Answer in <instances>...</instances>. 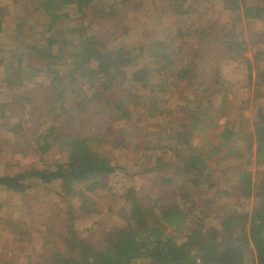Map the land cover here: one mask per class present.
Returning <instances> with one entry per match:
<instances>
[{
	"label": "trees",
	"instance_id": "obj_1",
	"mask_svg": "<svg viewBox=\"0 0 264 264\" xmlns=\"http://www.w3.org/2000/svg\"><path fill=\"white\" fill-rule=\"evenodd\" d=\"M96 1L28 0L26 10L17 15L18 21L8 33L4 26L11 12L6 4L0 7V38L8 37L6 42L10 46L7 55L0 45V133L16 135L21 146L35 154L49 152L56 145L65 157V161L45 163L43 168L30 166L13 175H0V190L23 196L35 185L49 188L58 182V197L82 202L76 208L66 202L71 218L65 221L63 231L56 232L54 226H49L56 232L55 244L59 246L53 245V231L47 226L43 242L52 247L50 256L41 259L40 264H264V186L260 193L256 191V202L250 210L241 208L240 198L246 200L254 196L250 171L232 165L230 168L236 171L231 175L234 186L220 191L210 168L217 169L208 165L209 152L192 144L195 131L225 115V100L215 114L211 113L223 91L218 69L210 79L205 77L204 80L175 45L179 38L195 36L197 44H215L227 61L249 62L243 54L244 41L236 35V24L210 25L191 33L178 29L169 41L157 39L143 45L113 47L111 42L88 31L87 22L82 18ZM119 1L110 0L111 6L104 12L108 15L116 12ZM178 1L181 2L174 0ZM231 2L235 5L238 22L259 18L264 11V0ZM74 16L80 20L78 27L63 24L72 21ZM179 46H183L181 41ZM156 47L166 51L162 58L156 50L152 54V48ZM146 48L150 67H143ZM262 54L257 52L252 59ZM41 75L43 79H37ZM133 78L146 90L142 99H134L133 86L127 88L126 95L121 94L125 91L123 85ZM167 82L174 86L180 82L185 91L190 90L191 93H184L188 102L181 111L189 120L175 124L169 120L172 140L166 141L165 135H161L153 145L146 141L143 150L154 151L146 171L154 174L158 185L168 189L164 195L153 198L150 193L144 196L127 188L124 206L119 211L120 223L100 231L97 247L75 230L73 214L78 212L77 216L82 217L99 213L97 207L88 205L89 193L104 187L115 167L100 152V126L87 124L81 118L92 110L95 114L108 112L116 121L128 119L133 114L127 109L130 100H134L135 108L143 105L149 116L154 115L153 111H161L170 117L174 112L161 108L164 101L155 97L166 88ZM258 83L256 81L254 86ZM117 84L118 89L113 90L117 100H113L107 88ZM146 100L151 102L149 106L144 105ZM254 103L257 107L247 140L250 147L254 143L255 163L261 164L264 163V106L259 101ZM11 108L19 110L17 119L10 116ZM76 121L79 122L73 125ZM220 127L214 138L221 143L213 148L215 150L238 135V130L230 127L227 120ZM227 151L231 155V149ZM18 153L23 155L24 151ZM237 154L241 156L240 152ZM223 195L236 201L220 211L215 197ZM0 224L19 242L29 234L24 222L8 216L0 214ZM184 232L185 238L180 240ZM15 261L39 264L10 259L0 251V264H17Z\"/></svg>",
	"mask_w": 264,
	"mask_h": 264
},
{
	"label": "rangeland",
	"instance_id": "obj_2",
	"mask_svg": "<svg viewBox=\"0 0 264 264\" xmlns=\"http://www.w3.org/2000/svg\"><path fill=\"white\" fill-rule=\"evenodd\" d=\"M109 1L97 0L91 8L86 9L82 18L87 22L85 25L89 27L88 31L102 37L107 43L111 42L113 47L116 45L132 47L151 43L157 39L169 41L175 36L178 29L184 33H191L210 25L217 27L228 22L236 24L238 33L236 35L244 41L246 50L243 51V54L249 59V62L245 60L227 61L220 55L215 44L209 42L208 44H197L195 36L179 38L175 41V45L180 55L196 68V73L199 77L203 76L204 80L205 77L210 79L213 71L218 69V79L223 86V91H220L221 100L217 99L214 102L211 113L215 114L222 100H225V115L211 121L199 131H195L192 144L204 152H209L208 155L211 159L208 161V165L217 169L215 171L210 168L214 172L211 173L220 191L223 188L230 190L234 186L231 175L236 171L230 168L232 165L250 171L252 182L255 185L254 196L246 200L241 198L238 200L242 205L241 208L250 210L256 202V191L264 186V163H255L254 143L250 147V142L247 140V133L252 132V117L255 106L257 107V103H252L259 101V104L264 106V54L256 60L252 59V56L257 52L264 53V11L259 18L238 22L236 20L237 11L232 0H181L178 3H175L174 0H126L127 2L124 4L118 0V10L108 15L104 10L111 6L112 3ZM249 1L257 3L260 0ZM239 2L240 0H237V3ZM27 3L28 0H0V7L6 4L11 12V16L6 18L4 26L7 33L18 21L17 15L26 10ZM126 5L128 6L124 9ZM77 16H74L72 21H66L63 24L78 27L80 20L76 18ZM2 36L0 45L8 55L10 46L6 41L9 39L5 35ZM180 41L183 46H179ZM152 49V54L155 50L158 51L159 58H162L166 53L163 47ZM167 52L170 51L167 50ZM146 54H148L147 48L143 55V67H150V59H147ZM37 79H43V76L41 75ZM136 81V78H133L129 83L124 84L125 91L121 94H125L127 88L130 86L132 89L133 86L131 94H134V99H142L146 90L140 88L139 82ZM256 81L259 82L258 85H255L258 89L254 86ZM210 83L214 82L210 81ZM175 85L165 83L164 87L166 88H163L161 94L155 96L164 101V106L161 108L171 109L174 112L170 117H166L161 111H153L154 115L149 116L143 105L135 108L132 105L134 100H130L127 109L133 114L128 119L116 121L108 112L95 114L92 113V110L90 114L81 118L87 124L100 126L102 135L100 152L107 156L115 167V170L108 175L105 186L89 193L90 203L88 205L97 207L99 213L82 217L77 216L78 212L73 214L75 230L91 244L98 247L100 231L120 223L119 211L124 206L123 200L127 188L144 196L150 193L153 198L164 195L163 192L168 189L167 186L158 185L154 174L146 171V167L152 163L151 156L154 151L143 150V148L146 141H148V145H153L154 141H157V137L161 135H165L166 141L172 140L173 134L170 133L167 124L169 120L174 124L189 120L186 114H182L181 111L187 106L186 94L190 90L185 91L180 82ZM117 87L118 84L107 88L109 89L108 94L113 97V100H117L116 94H113L115 93L113 90H117ZM217 89L219 90V88ZM150 104L151 102L144 101V105L149 106ZM69 106L70 102L66 103V107ZM9 114L13 119H17L19 110L11 108ZM226 120L230 127L238 130V135L228 141L227 145L215 150L213 148L221 141L215 139L214 136L222 129L220 125L222 126ZM78 122L72 123L76 125ZM54 146L49 152L35 154L27 147L21 146V140L16 135L8 132L0 133V175H13L30 166L43 168L45 163L65 161L63 152L58 150L56 145ZM228 149H231V155L228 154ZM18 151H24V154L21 155ZM238 152L241 153L240 157ZM54 184L55 186L49 188L41 184L40 186L35 185L23 196L12 191L0 190V197L3 201L0 214L24 222V226L29 229V234L23 236L19 242L14 234L0 224V251L4 256L17 259V261L24 259L23 262L39 264L42 262L41 259L50 256L49 249L52 246L43 242L47 226L50 232L53 231V236L57 231H63L65 221L71 218L67 214L70 210L66 202L74 205L73 208L82 203L76 198L66 201L58 197V182H54ZM211 193L213 196V192L209 194L211 195ZM215 199H217L220 211L228 209L236 201L232 198L228 199V196L224 195L220 198L215 197ZM49 226H54L56 232ZM185 234L186 232L183 235L180 234L182 235L180 240L185 238ZM56 240L57 236H54L53 245ZM55 246H59V244H55Z\"/></svg>",
	"mask_w": 264,
	"mask_h": 264
}]
</instances>
